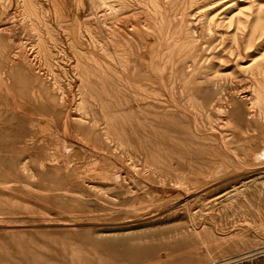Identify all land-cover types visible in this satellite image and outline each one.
Segmentation results:
<instances>
[{
	"label": "rangeland",
	"instance_id": "374dc122",
	"mask_svg": "<svg viewBox=\"0 0 264 264\" xmlns=\"http://www.w3.org/2000/svg\"><path fill=\"white\" fill-rule=\"evenodd\" d=\"M0 264H264V0H0Z\"/></svg>",
	"mask_w": 264,
	"mask_h": 264
},
{
	"label": "bare ground",
	"instance_id": "6f19581e",
	"mask_svg": "<svg viewBox=\"0 0 264 264\" xmlns=\"http://www.w3.org/2000/svg\"><path fill=\"white\" fill-rule=\"evenodd\" d=\"M245 257H247V256H243V257H241V258H245ZM240 258V259H241ZM236 260H239V259H236ZM236 260H228V262H225V263H231V262H234V261H236Z\"/></svg>",
	"mask_w": 264,
	"mask_h": 264
}]
</instances>
